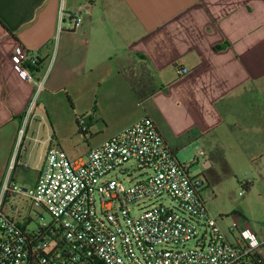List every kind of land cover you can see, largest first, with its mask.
<instances>
[{"label": "crops", "instance_id": "1", "mask_svg": "<svg viewBox=\"0 0 264 264\" xmlns=\"http://www.w3.org/2000/svg\"><path fill=\"white\" fill-rule=\"evenodd\" d=\"M78 8L82 25L72 30L67 17ZM61 14L67 17L59 24ZM18 45L39 59L31 69L42 82L39 92L11 62ZM218 45L226 47L215 50ZM263 93L264 0H0V182L10 164L14 182L27 169V138L47 145L44 154L52 146V136L39 140L26 131L17 146L21 120L37 96L45 95V116L54 99H67L73 129L79 116L100 135L116 125L86 139L85 156L149 117L174 153L201 143L214 159L224 123L235 136L237 125L246 129L238 143L247 150L249 134L261 125ZM190 130L203 137L185 139Z\"/></svg>", "mask_w": 264, "mask_h": 264}, {"label": "built area", "instance_id": "2", "mask_svg": "<svg viewBox=\"0 0 264 264\" xmlns=\"http://www.w3.org/2000/svg\"><path fill=\"white\" fill-rule=\"evenodd\" d=\"M81 13L78 8L68 17L61 14L59 24L70 18L75 30L82 25ZM36 60L21 45L11 55L20 76L39 92L42 82L30 69ZM88 123L85 116L76 118L84 136ZM198 158L202 172L193 176L154 121L142 117L83 158L71 161L61 148L49 146L29 188L11 179L10 164L0 182V264H264V240L241 217L240 224L226 227L229 241L211 215L203 175L211 160L204 150ZM131 162L141 179L125 184L111 177L117 169L128 176L129 170L120 168ZM11 201L25 204V212L15 216ZM190 242L194 245L186 247Z\"/></svg>", "mask_w": 264, "mask_h": 264}, {"label": "rangeland", "instance_id": "3", "mask_svg": "<svg viewBox=\"0 0 264 264\" xmlns=\"http://www.w3.org/2000/svg\"><path fill=\"white\" fill-rule=\"evenodd\" d=\"M141 80L140 85L144 86L141 82L144 83L146 79L144 78V81ZM45 103V95L42 97L37 96L33 100L26 118L24 117L21 120L23 124L21 128L24 132H27V136H33L39 140L52 136L53 141L51 145L61 148L66 157L71 161L85 157L86 149L88 148L86 139H98L103 134L107 135L116 127L115 124H110L109 128L105 132L103 131L102 135L97 130H89L88 136H84L78 132V128L73 129L70 126L73 116L71 104L67 99H54L46 107L48 113L46 116L44 111ZM33 109L35 110L31 115ZM259 116L261 125L254 128L252 130L253 133L249 134V139L246 140V151L238 143L239 139L244 138L247 134L246 131H243L246 129L240 128L237 125L239 129L236 130V136L229 129L227 125L229 122L224 123L218 129L219 152L217 153H219V156L217 157L216 155V158L210 159L212 167L203 173L207 184L204 196L209 199V211L217 220V223L225 232L229 241H233V239L226 230V227L233 222L240 224L241 220L239 217L247 223L258 238L264 240V93L263 102H261L259 107ZM49 121L55 124L54 131L49 130ZM103 124L101 121L99 127H102ZM254 133L259 135V142H255ZM18 135L17 146H19L23 137V134L20 136L19 133ZM23 146L27 153H30L29 162L24 172L16 174L15 183L22 188H29L31 181L37 175L41 159L44 156V149L47 148V145L44 148V145L41 143L33 142L27 138ZM202 148L203 145L201 143H190L175 152L176 159L181 164L188 165L189 172L193 176L202 172L200 166L202 159H196L197 153L200 150H204ZM25 150H22L21 153L23 154ZM17 152L18 150L14 151V155ZM120 169L129 170L128 176H122L120 170L117 169L111 173L113 179L129 184L142 178V172L137 170L132 162L124 164ZM162 203L173 205L168 199L162 200ZM10 205L15 211V216H18V213L22 212V210L25 212L26 205L20 201H11ZM35 209L38 212H42L44 220H49V215L42 211L41 208ZM193 245L194 243L190 242L186 247L190 248Z\"/></svg>", "mask_w": 264, "mask_h": 264}, {"label": "trees", "instance_id": "4", "mask_svg": "<svg viewBox=\"0 0 264 264\" xmlns=\"http://www.w3.org/2000/svg\"><path fill=\"white\" fill-rule=\"evenodd\" d=\"M225 47L226 45H218V46H215L214 49L219 51V50L224 49ZM38 65H39V59L37 58L36 62L32 66H30V69H35ZM78 132L80 131L78 130ZM201 137H203V134L197 132L196 130H190L184 135V138L187 140L197 139V138L199 139Z\"/></svg>", "mask_w": 264, "mask_h": 264}]
</instances>
